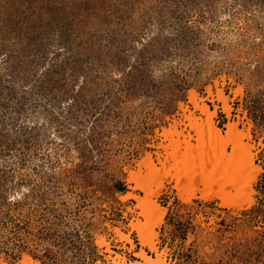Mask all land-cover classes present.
<instances>
[{"label": "rangeland", "instance_id": "rangeland-1", "mask_svg": "<svg viewBox=\"0 0 264 264\" xmlns=\"http://www.w3.org/2000/svg\"><path fill=\"white\" fill-rule=\"evenodd\" d=\"M191 90L223 135L238 123L237 149L190 126L207 122ZM142 250L264 264V0H0V263L147 264Z\"/></svg>", "mask_w": 264, "mask_h": 264}, {"label": "bare ground", "instance_id": "bare-ground-1", "mask_svg": "<svg viewBox=\"0 0 264 264\" xmlns=\"http://www.w3.org/2000/svg\"><path fill=\"white\" fill-rule=\"evenodd\" d=\"M220 98L224 101V106H225V109L227 110H230V106L228 105V97L225 95L224 91L221 90L220 91ZM190 99L192 102H194L196 104V106L198 108H200L206 115H207V118H206V121L207 122H200L195 116H189V119H190V126H192L193 129H196L195 131L196 132H201L203 126L206 124V126H209L210 127V132L213 134V138H215L218 142L222 143H227L229 141H231L232 143L235 144V149H237L238 145H240L242 143V138L245 137V135L243 134V132L239 129L238 127V123L237 122H231L229 123L227 126V134L226 135H223L222 133V129L221 128H217L214 124V115H215V112H212L208 106L205 105H200L199 104V101H198V94L196 91H192L191 90V94H190ZM185 109V108H184ZM192 129V130H193ZM167 131V130H166ZM164 132L165 135H167L169 132L172 134V137L174 135H180V134H183L184 136V133H181L180 131L178 130H173L172 128L167 132ZM167 133V134H166ZM190 134V133H189ZM168 136V135H167ZM171 136V135H170ZM181 136V135H180ZM187 136V134H186ZM191 136V134H190ZM192 137V136H191ZM236 139V141H235ZM178 141L176 144L174 142V149L173 151L171 152H168L169 153V156H174V159L177 158V152H180L181 151V140L178 139L176 140ZM186 143V148L188 150H191V149H195L196 147L193 146V144L191 143L190 140H185L184 141ZM172 145V144H171ZM243 145H244V149L245 151L249 152L250 149H251V146H249L248 144H245L243 142ZM183 146V145H182ZM179 156V155H178ZM233 156L232 155H227L225 153H222V160H227L229 158H231ZM166 158H168V156H166ZM250 163L251 165H253L255 168H254V173L257 175L258 172H260V169L258 166H256V164L254 163V160L253 158H250ZM221 159L218 158L217 159V162L220 163ZM204 162H206V160H204ZM207 163V162H206ZM141 165H145L147 168L149 169H157L156 166H155V163H154V160L152 159V157L150 155L147 156V159H145V163L141 164ZM255 176V175H254ZM136 179V175L133 173V175L131 176V181L135 180ZM180 181V180H179ZM143 189H146L144 186H142ZM208 191H205L204 189H201L202 191V197L203 198H209V197H214V196H222V193L221 192H216V190H214L212 187H208L207 189ZM196 192L194 191H191L189 193L188 196L184 195V192L182 191H179L178 194H179V197L184 199V200H190L192 198V196L195 194ZM150 194V193H149ZM148 195V194H147ZM145 200L144 199H141V201L139 202V204H141L143 201ZM229 205V204H228ZM154 206H155V211L157 212V214L159 215L160 219L162 220L163 217L165 216L166 214V209L158 202H155L154 203ZM139 232V237H140V241H141V244L144 245V246H150L152 249H156L157 250V247L155 246V244H152L149 239L146 237V234H145V229L143 228L142 225H140L139 223H135L133 225ZM119 234L124 237L125 239L129 240V237L126 236L125 234H123L122 232L119 231ZM139 256L143 257L145 262L147 264H167L165 262V259L161 258V255L158 257V258H153L152 256L150 255H147L145 250H142L141 252L138 253ZM0 264H7V263H0ZM17 264H41V262L39 260H36L35 258H33L31 255L29 254H24L23 258L17 263ZM122 264H141L140 262H136V261H132L130 263H127L125 262V260L122 262Z\"/></svg>", "mask_w": 264, "mask_h": 264}, {"label": "trees", "instance_id": "trees-1", "mask_svg": "<svg viewBox=\"0 0 264 264\" xmlns=\"http://www.w3.org/2000/svg\"><path fill=\"white\" fill-rule=\"evenodd\" d=\"M45 254H46V255H49V257H50L51 259H53V258L51 257L52 254H51V251H50V250H47ZM35 257H37V256H35Z\"/></svg>", "mask_w": 264, "mask_h": 264}]
</instances>
